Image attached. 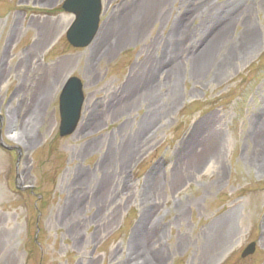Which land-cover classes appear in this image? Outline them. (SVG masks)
<instances>
[{"label":"rangeland","instance_id":"1","mask_svg":"<svg viewBox=\"0 0 264 264\" xmlns=\"http://www.w3.org/2000/svg\"><path fill=\"white\" fill-rule=\"evenodd\" d=\"M63 1L0 0V264H264V0H101L83 49Z\"/></svg>","mask_w":264,"mask_h":264},{"label":"water","instance_id":"2","mask_svg":"<svg viewBox=\"0 0 264 264\" xmlns=\"http://www.w3.org/2000/svg\"><path fill=\"white\" fill-rule=\"evenodd\" d=\"M64 13L73 17L65 32L68 45L74 49L88 47L94 40L102 13L101 0H65L61 6ZM83 85L76 77L68 78L63 84L58 97L59 126L58 136L65 138L71 136L79 123L82 106L84 103ZM0 146L7 151L19 150L10 147L0 140ZM255 244L250 243L242 251L241 257L252 255Z\"/></svg>","mask_w":264,"mask_h":264},{"label":"flooded vegetation","instance_id":"3","mask_svg":"<svg viewBox=\"0 0 264 264\" xmlns=\"http://www.w3.org/2000/svg\"><path fill=\"white\" fill-rule=\"evenodd\" d=\"M61 9V6H60ZM1 79V76H0ZM23 90L22 85H18L15 86V88L13 87L12 90L10 91V93L8 94V98L9 99V103L16 98L18 95H20V92ZM7 88H6V92L5 95L7 93ZM59 97V95H58ZM9 103L6 105V107L8 108ZM6 107L3 109V113L1 114L0 112V137H1V133L3 130V127H5L6 125L9 126H13L16 124V122L18 121V117L17 115L13 112V109H9V111L7 112ZM57 108H58V99H57ZM59 116V115H58ZM25 116L22 118L21 123H23L25 121ZM14 184L15 186L17 185V179L14 180Z\"/></svg>","mask_w":264,"mask_h":264},{"label":"bare ground","instance_id":"4","mask_svg":"<svg viewBox=\"0 0 264 264\" xmlns=\"http://www.w3.org/2000/svg\"><path fill=\"white\" fill-rule=\"evenodd\" d=\"M223 17V16H222ZM230 17V11L225 13L224 14V18L223 19H226V18H229ZM226 21V20H225ZM185 35V34H183ZM181 37H182V34H181ZM183 38V37H182ZM245 43V37L243 36L242 37V42L241 44L243 45ZM175 45H177V43H175ZM173 49H176V48H173ZM198 57V56H197ZM197 59V58H196ZM155 77V75H147V78H146V81H149V80H152V78ZM151 78V79H150ZM143 82H144V78H143ZM91 115V113H90ZM92 116V115H91ZM9 138H13L12 136H10ZM147 239V236L145 235V232L143 231L142 234H140V237L138 239H136V241L133 243V245L131 246V249H130V252L132 254H134L135 252H138V248L141 247V250H143V252L148 256V252L146 251V245H145V241ZM143 253V254H144ZM141 254V252L139 253ZM144 254V255H145ZM154 257L150 254V256L148 257V262L151 263V261H153Z\"/></svg>","mask_w":264,"mask_h":264}]
</instances>
